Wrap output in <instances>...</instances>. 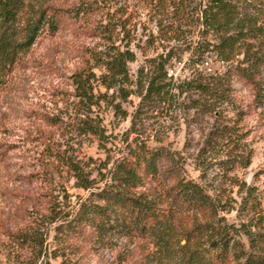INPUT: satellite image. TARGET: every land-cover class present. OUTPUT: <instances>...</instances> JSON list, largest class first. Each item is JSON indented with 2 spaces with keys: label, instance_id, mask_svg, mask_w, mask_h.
<instances>
[{
  "label": "trees",
  "instance_id": "16d2710c",
  "mask_svg": "<svg viewBox=\"0 0 264 264\" xmlns=\"http://www.w3.org/2000/svg\"><path fill=\"white\" fill-rule=\"evenodd\" d=\"M145 3L160 39L177 40L187 30L196 32V40L185 42L184 48L171 45L150 57L146 48L153 38L143 42L139 38L136 46L142 60L132 75L128 66L136 61L137 51L129 45L134 38L129 32L119 38L117 32L118 45L113 40L103 50L92 51L91 59L71 73L75 117L66 122L67 127L104 143V128L93 108L110 89L120 92L122 99L130 95L138 99L129 114V132H137L133 127L143 126V119L158 111L171 117L190 111L207 115L226 104L234 105L236 114L244 113L237 85L247 91L245 113L264 112V0ZM92 6H98L97 0L69 8L40 0H0V92L10 66L40 33L57 32L68 21L86 16ZM108 16L104 29L125 31V20L115 12ZM208 59L220 66L213 68ZM172 60L182 61L183 77L168 74ZM149 139L151 134L138 130L119 156L100 163L105 169L99 170L100 178L90 177L66 148L48 153L59 167L71 171L76 186L87 190L70 217L56 227L62 253L116 235L144 242L141 258H131L132 249H126L119 264H264V168L255 175L259 184L231 177L229 184L237 187L239 199L234 220L228 221L220 213L226 200L219 190L212 194L207 185L185 176L181 156L164 145L148 144ZM154 141L160 138L155 136ZM3 159L0 152V162ZM249 159V153L236 155L228 167L247 166ZM10 239L14 254L29 253L20 261L35 264L42 252L37 236L20 231L11 233Z\"/></svg>",
  "mask_w": 264,
  "mask_h": 264
},
{
  "label": "rangeland",
  "instance_id": "374dc122",
  "mask_svg": "<svg viewBox=\"0 0 264 264\" xmlns=\"http://www.w3.org/2000/svg\"><path fill=\"white\" fill-rule=\"evenodd\" d=\"M89 1L40 0L60 8ZM146 1L97 0L98 6L90 7L86 16L68 21L55 33H40L6 73L0 92V152L4 158L0 162V264H33L20 261L29 253H13L11 233L20 231L35 234L41 244L42 252L35 264H119L126 249H132L133 259L144 253V242L116 235L62 253L56 227L70 217L87 190L76 186L71 171L62 164L59 167L49 156L57 148H66L90 177L100 178L99 170L105 172L100 163L119 156L138 130L144 129L151 134L148 144L164 145L181 156L185 176L207 185L212 194L219 190L226 200L220 213L228 221L234 220L233 208L239 199L237 187L229 184L231 177L259 184L255 175L264 168V112L257 116L245 113L248 98L241 85H237V99L244 111L240 114H236L234 105L226 104L219 112L207 115L190 111L183 117H171L158 111L143 119V126L135 125L137 132H129V114L138 99L132 95L122 99L120 92L110 89L93 108L104 128V143L67 127L66 122L75 117L71 73L84 65L92 51L103 50L113 40L118 45L117 32L119 38L124 32L134 38L129 45L137 51L136 61L128 66L132 75L142 60L136 46L139 38L143 37L142 42L153 38L146 48L150 57L166 52L171 45L184 48L185 42L196 40V32L187 30L177 40L160 39ZM112 12L126 21L125 31L117 28L111 33L102 27ZM208 63L213 68L220 66V62L210 59ZM170 64L168 74L184 76L182 61L172 60ZM94 72L99 73L96 67ZM98 89L105 92L103 87ZM155 136L160 142L154 141ZM245 153L250 154L247 166L240 164L230 170L229 161Z\"/></svg>",
  "mask_w": 264,
  "mask_h": 264
}]
</instances>
